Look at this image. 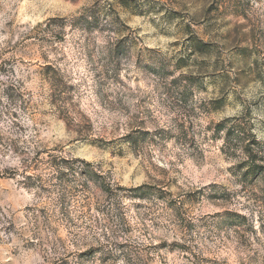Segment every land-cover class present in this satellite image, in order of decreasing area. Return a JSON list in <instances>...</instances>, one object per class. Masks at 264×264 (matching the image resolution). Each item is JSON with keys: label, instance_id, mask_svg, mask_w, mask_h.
Wrapping results in <instances>:
<instances>
[{"label": "rangeland", "instance_id": "obj_1", "mask_svg": "<svg viewBox=\"0 0 264 264\" xmlns=\"http://www.w3.org/2000/svg\"><path fill=\"white\" fill-rule=\"evenodd\" d=\"M0 264H264V0H0Z\"/></svg>", "mask_w": 264, "mask_h": 264}, {"label": "trees", "instance_id": "obj_2", "mask_svg": "<svg viewBox=\"0 0 264 264\" xmlns=\"http://www.w3.org/2000/svg\"><path fill=\"white\" fill-rule=\"evenodd\" d=\"M103 187H104V186H103ZM103 191H107L105 187L103 188Z\"/></svg>", "mask_w": 264, "mask_h": 264}]
</instances>
